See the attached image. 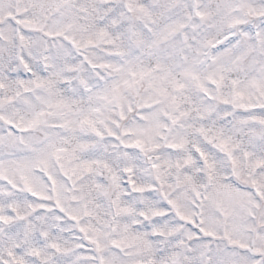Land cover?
Segmentation results:
<instances>
[{
    "label": "snow or ice",
    "instance_id": "obj_1",
    "mask_svg": "<svg viewBox=\"0 0 264 264\" xmlns=\"http://www.w3.org/2000/svg\"><path fill=\"white\" fill-rule=\"evenodd\" d=\"M0 264H264V0H0Z\"/></svg>",
    "mask_w": 264,
    "mask_h": 264
}]
</instances>
